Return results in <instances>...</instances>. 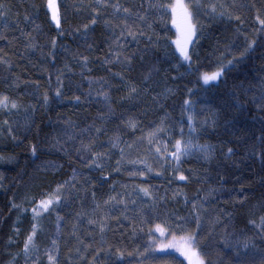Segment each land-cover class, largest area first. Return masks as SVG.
<instances>
[{
	"label": "trees",
	"instance_id": "1",
	"mask_svg": "<svg viewBox=\"0 0 264 264\" xmlns=\"http://www.w3.org/2000/svg\"><path fill=\"white\" fill-rule=\"evenodd\" d=\"M57 2L0 0V264H264V0Z\"/></svg>",
	"mask_w": 264,
	"mask_h": 264
},
{
	"label": "snow or ice",
	"instance_id": "2",
	"mask_svg": "<svg viewBox=\"0 0 264 264\" xmlns=\"http://www.w3.org/2000/svg\"><path fill=\"white\" fill-rule=\"evenodd\" d=\"M156 6H158V7H167V5H163V4L156 5ZM48 7L50 9H52V11H53L52 18L54 20H56L57 26H59V17H58V13L56 11V6H55L53 0H49ZM197 7L199 8L200 5L197 4ZM171 8H172V12L173 13H175L177 11V9H182L185 19L189 21V26H188L189 30H188L187 42L190 43L192 37L195 36V25L190 23L191 14L187 11V6H185L181 2V0H177V3L175 5H172ZM117 10H119V8H117ZM125 11L127 12L128 9H125ZM92 22L95 23L96 21L93 20ZM261 24L264 25V20H261ZM129 34H131V33H129ZM245 51H247V49ZM181 54L183 55V57H184V59L186 61H190L191 60V57L188 55V52L185 49H183V48L181 49ZM223 67L224 66H221L220 70L217 71L216 73L212 74V75L204 74L203 77H202L204 84H208L210 81L217 80L223 73ZM57 95H59V93H57ZM45 99H47V98H45ZM9 107L16 108L17 105H16L15 102H11L10 103L9 102V98L7 96L0 97V109H8ZM192 147H193V145H192L191 141H189L188 142V146L186 148H184V149H181L180 143L178 142L176 144V153L174 154L175 155V159L178 161L182 154H190V150H191ZM196 147H200V146H196ZM200 150L204 151L205 149L204 148H200ZM180 179L184 180L185 177L184 176H180ZM50 203H51V201L49 200V201H46V202H42V205L43 204H50ZM157 230L158 231L161 230L159 226H157ZM194 241H195V237L194 236L189 238V242L190 243L194 242ZM28 243H31V237L29 238ZM26 248H27V245H26ZM194 255H198V254L194 253ZM199 264H203V260H200Z\"/></svg>",
	"mask_w": 264,
	"mask_h": 264
},
{
	"label": "rangeland",
	"instance_id": "3",
	"mask_svg": "<svg viewBox=\"0 0 264 264\" xmlns=\"http://www.w3.org/2000/svg\"><path fill=\"white\" fill-rule=\"evenodd\" d=\"M53 2L55 4V6L57 7V3H58L57 0H53ZM181 2L185 5V0H181ZM176 3H177V0H175L174 5ZM180 13H183L182 9H181V12H179V14ZM217 82H218V79L215 81H210L208 84H205V85H211V84H214ZM184 148H186V147L184 146ZM191 151H192V148H191L190 152ZM185 155L187 156V154H185ZM51 205H52L51 203L39 205L38 210L42 213L47 212V210H49ZM160 229H161L160 231H158L157 228L153 229V241L158 243V246H159L158 250L160 252H162L164 254L178 255L179 257L186 260L188 262V264H199V262H200V260H202V258H200L198 250L195 247V241H196L195 235H189V236H185L182 239H177L174 236H172L171 234H169L164 228L160 227ZM192 236L195 237V241L190 243L189 238ZM194 253H196L198 255H194ZM203 264H204V262H203Z\"/></svg>",
	"mask_w": 264,
	"mask_h": 264
}]
</instances>
